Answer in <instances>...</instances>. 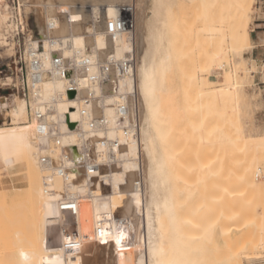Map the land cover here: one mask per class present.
I'll return each instance as SVG.
<instances>
[{"label":"bare ground","instance_id":"6f19581e","mask_svg":"<svg viewBox=\"0 0 264 264\" xmlns=\"http://www.w3.org/2000/svg\"><path fill=\"white\" fill-rule=\"evenodd\" d=\"M31 2L29 10L44 42L39 44V52L46 67L53 53L74 65L79 60L76 51L80 49L89 58L99 60L108 56L120 58L126 48L133 50L140 133L137 145L120 130L109 133L124 140L121 148L124 155L119 164L101 166L95 175H88L83 166H75L73 172H68V194L78 202L73 218L77 246L65 248L69 236L63 232L60 244L57 241L46 251L34 255L26 251L24 255L21 250L22 257L21 253L17 255V250L15 264H99L96 250L107 242L115 245L116 251L111 252L115 258L113 264H203L199 254L200 237L211 230L220 233L223 240L238 242V247L234 246L222 264H244L240 253L248 254L253 248L264 246L263 221H255L256 206L264 213V139L259 136L250 142L244 141L247 124L236 118L251 112L249 105L237 103L236 95L253 72L252 66L243 67L239 58L252 42L248 29L254 0H186L183 2L186 4H177L175 0ZM127 5L132 6L131 33L106 34L105 20L117 17ZM179 6L195 9L203 18L202 25L186 29L188 14L176 12L174 8ZM9 27L7 5L0 0V30ZM192 31L197 36L185 38V33ZM27 42L28 47L33 44L31 35ZM198 47H203L208 57L200 64L194 61V48ZM190 66L196 68L189 70ZM212 69L220 70L223 76L214 73L215 79H210ZM233 69L235 81L230 75ZM77 80L84 88L83 76ZM65 82L66 78L55 75L46 77L40 85L39 96L31 101V107L39 110H44L48 103L51 112L44 123L32 120L26 125L19 124L28 115V103L23 97L12 96L0 102V121L7 119L11 124L0 126V171H6L11 177L18 176L16 165L27 158L30 180L24 185L34 188L38 206L47 211L57 209L60 177H64L58 166H43L40 158L47 155L57 163L65 150L48 135L47 127L59 125L62 131L58 138L62 144L76 145L79 136L78 130L73 129L75 123L65 127L59 120L64 113L70 116L71 122H77L79 108L89 107L84 91L72 97L64 93ZM175 82L176 88L172 86ZM174 88L176 94L181 92V111L173 101ZM177 88H181L180 92ZM114 95L115 92L107 96V104ZM226 97L232 100L220 105ZM92 110L99 113L94 105ZM103 114L108 120L113 119L109 106ZM185 119L190 128L183 130ZM80 122L86 130L87 120L80 118ZM177 129L184 132L180 139H176ZM190 142L196 145L195 154L198 148L202 152L209 144L217 149L221 146L222 163L203 164L205 161L200 163L203 165L195 175H186L184 166L177 164ZM90 144L95 158L103 160L107 156L105 146L98 139L90 140ZM230 146L244 148L246 158L237 157L238 152L235 155ZM213 166H216L215 172L211 173ZM100 174L111 189L108 205L101 201ZM91 179L93 184L89 186ZM183 213L192 221L195 218L194 221L187 218L185 221ZM254 221L261 222L257 226L262 233L258 234L257 228V233L252 234ZM185 222L193 226L185 228Z\"/></svg>","mask_w":264,"mask_h":264},{"label":"rangeland","instance_id":"374dc122","mask_svg":"<svg viewBox=\"0 0 264 264\" xmlns=\"http://www.w3.org/2000/svg\"><path fill=\"white\" fill-rule=\"evenodd\" d=\"M175 1L177 2V4H182L186 0H178V1L175 0ZM1 3L3 5H7L8 16H10L9 4H24V10L27 14V20L29 26L28 32H26L25 35L26 47H28V42H27L28 35H31L32 43L34 42V37H38V36L41 37L34 20V15L29 10L32 4L31 0H18V1L1 0ZM178 8L175 7L174 10H176V12H179L180 14L182 13L188 14V19L186 20V24L184 26L186 29L191 27H198L199 25H202L203 18H200V16H198L197 12H195V9H184L183 7L181 8L180 6ZM6 30L7 28H3L0 30L1 33L0 56L2 58H6L12 53V51L8 47H5L9 45L8 42L5 40ZM248 32L252 42L248 43L247 46L245 47L243 54L239 58V62L243 67L252 66L253 72L250 74L247 81L244 83L245 84V86H243L244 88H242L239 92H237L236 95L237 103H239L242 106L249 105L251 111L247 116H243V115L238 117L236 116V118L240 123L247 124V126L245 127H247L248 129L246 128L245 129L246 132L244 131L243 133V136H245L244 141L246 142L248 141L250 142L253 140L254 137H259V136L264 139V77H263L264 67L263 68L260 67V60L263 56L262 54L264 53V41L262 42L259 41V37L264 38V0H254L253 10H252V21L249 24ZM188 34L189 32L185 33L184 35L185 38L191 39L197 36V33H193V31L190 32L189 35ZM252 47L253 48L257 47V49H253ZM194 51H195L194 61L197 64L204 63L208 60L207 54L204 51L203 47L194 48ZM195 66H190L189 70H194L197 67ZM219 72L220 70L212 69L211 72L212 75L210 74L211 76L209 75V78L214 80L215 79L214 73H217L219 77H222L223 74ZM230 75L232 77V80L235 81L236 75L234 69ZM217 81L219 82L220 79H217ZM176 85H178L177 82H175V84L172 83L173 87H175ZM175 88L173 89L174 95L176 94ZM179 90H181V88H179L177 92H180ZM174 95H173V101H175L174 102V104L176 105L175 107H177V109L181 111V108H183V105L181 106V104L179 103L181 101V92L180 94L177 93L175 96ZM12 96L21 97L16 94H12L8 96L7 99H4L0 94V102L3 103L5 101H8L12 98ZM230 99L231 97H226L219 104L226 105L225 101L227 100L229 101ZM176 100L178 102L177 104H176ZM193 115L194 114H191V116ZM192 118H195V115ZM188 119H190V121ZM188 119H187L188 122L191 123V118ZM187 120L185 119V123L183 124L184 125L183 130L190 128L189 126H187L186 123ZM31 121L32 120H30L29 116L27 115V118L20 120L19 124L26 125L29 124ZM10 125H11L10 121L7 119L4 121H0V126L2 127H8ZM183 130L182 129L176 130L175 133L176 139H180L183 137L184 135ZM192 144L193 143L190 142V145L188 144L185 146L183 153L181 155V160L177 164L178 166H184L183 170L186 175L188 176L195 175L196 172H198L199 167L203 164H207V162H210L212 164L213 163L216 164V162L218 164L222 163L223 156L221 155L222 153L221 146L218 147L217 149L216 147L209 146L210 144L206 145L201 149L203 152L202 156H200L202 152L199 151L200 148H198L199 155L197 156L198 151H196L195 154L196 145L193 144V149H192L191 146ZM230 149L234 150L235 155L238 152L237 157L246 158V153L244 148L230 146ZM205 161L206 163H203ZM16 166H18L17 172L18 174H20L18 176L11 177V175L6 171H0V189L2 188V190H0V194H1L0 195V264L17 263V258H15L16 254H14L17 250H18L16 252L17 255L19 253L22 254L23 252L24 255H26L28 253V252L26 253V251H30L33 255L36 254L37 252L46 251L47 249L50 248V246H54V244L57 243V241L58 244H60V239L62 238L63 232L67 233L74 230L73 220L70 217H68L63 212H60L59 209L47 211L43 207L40 208L38 206L39 199L34 188L30 189L25 187L27 180L28 181L30 180L29 178L30 175L26 171L27 158L22 159ZM215 167L216 166H213L211 173L215 172L214 171ZM262 174L264 175V169ZM12 179L14 180V182H12L13 181ZM100 179H102V189L100 191V193L102 194L101 201L103 202V204H106L107 203L106 201H108L110 198L111 189L108 181H106L104 179V176L101 174H100ZM92 181H93L92 179L89 180L88 182L89 186H92L93 184ZM13 186H18V187L16 189L13 188ZM59 187L61 193L58 195V200L62 198L63 195L65 194L69 196L68 192L70 188L67 181L64 178L60 177ZM206 189L207 188H204V190ZM3 195L4 197H1ZM255 208H256L255 221L258 219H260V221L262 220L263 225L261 227H263L264 213L257 206ZM212 209H215V207L211 208V210ZM183 215L185 216V213H183ZM185 218H187L190 222H193L195 219L193 218L192 221V218L187 217V215L184 217V219ZM255 221L253 222L254 227L251 229L252 234L257 233L256 231L257 228H258V234H260L262 232H260V228L257 226V224H261V222L256 224ZM190 222H185V228L186 227L190 228V226H193V223ZM16 233H18V235ZM263 233H264V227H263ZM18 238H20V240ZM17 246L19 247V249ZM234 246L236 248L238 247V242H236V240L234 241L223 240L221 234L218 233L216 230L205 231V233L200 237L201 248L199 254L201 255V262L203 264H222L223 259L228 257L226 255H229L230 252L233 251ZM114 247L115 245L113 243L107 242L101 244L97 248L96 257L98 259L99 264H113L115 258L112 256L111 252L112 250L114 252L115 250ZM24 255L22 254V257ZM215 256H219V257L217 258ZM239 256L241 257L244 264H264V246L259 248L258 247L253 248L248 254L240 253ZM17 257L19 258L20 256ZM21 263H23V259H21Z\"/></svg>","mask_w":264,"mask_h":264},{"label":"built area","instance_id":"2783aa9c","mask_svg":"<svg viewBox=\"0 0 264 264\" xmlns=\"http://www.w3.org/2000/svg\"><path fill=\"white\" fill-rule=\"evenodd\" d=\"M18 1V0H17ZM9 28L5 31L6 41L12 53L6 58L0 56V94L4 99L16 94L27 100L28 116L30 120L44 123L48 120L51 109L45 103V109L31 107L39 96L42 81L50 76L66 78L64 93L73 92L74 96L79 91H84L89 107L81 106L79 116L87 120L86 130L80 126V118L77 122H71L70 116L63 113L59 121L68 127L69 123H75L73 129L78 130L79 141L76 145L71 143L62 144L58 138L61 129L58 126L48 125V135L56 139V144L65 149L59 156L58 161L50 156H41L40 162L43 166H58L60 175L68 179V172H73L75 166H83L88 175L98 173L101 166H114L120 163L124 153L121 151L124 140L122 137L113 136L112 130H120L124 137L137 145L140 133V108L138 90L136 86L135 64L136 59L131 48H126L120 58L106 57L104 60L91 59L84 50L76 51L79 60L70 65L63 56L53 53L50 57L49 66L43 62L40 45L44 43L41 37H34V42L26 47L25 35L28 32L27 14L24 4H9ZM96 23L100 22L99 18ZM134 27L132 6L122 7L121 13L115 18L106 19L104 30L108 35H123L131 33ZM51 40L48 39V43ZM260 67H264V59L260 60ZM83 76L84 88L78 85V77ZM125 81L123 85L121 82ZM128 81V83L126 82ZM115 92L111 102L107 104L106 98ZM99 111L96 114L92 106ZM113 110V119L108 120L104 116L105 107ZM68 122V123H67ZM66 130V128H65ZM98 139L105 146L107 156L103 160L95 158L91 154L90 140ZM68 148V149H67ZM67 149V150H66ZM74 152L80 156L74 155ZM138 180L136 184L139 185ZM78 202L75 198L63 195L57 201V209L72 220L75 218V210ZM68 240L65 248H73L77 242L75 231L67 232ZM129 240V239H128Z\"/></svg>","mask_w":264,"mask_h":264},{"label":"crops","instance_id":"0c3cea01","mask_svg":"<svg viewBox=\"0 0 264 264\" xmlns=\"http://www.w3.org/2000/svg\"><path fill=\"white\" fill-rule=\"evenodd\" d=\"M257 37H258V35H257ZM259 41H260V42L264 41V38H263V37H259ZM252 48H253V47H252ZM253 49H257V47H254ZM262 55H263V56H262L261 60L264 59V53H263Z\"/></svg>","mask_w":264,"mask_h":264},{"label":"water","instance_id":"95a60500","mask_svg":"<svg viewBox=\"0 0 264 264\" xmlns=\"http://www.w3.org/2000/svg\"><path fill=\"white\" fill-rule=\"evenodd\" d=\"M73 94H74L73 92H69V93H68V95H69L70 97H72ZM69 125L72 127V126H73V123H69Z\"/></svg>","mask_w":264,"mask_h":264}]
</instances>
